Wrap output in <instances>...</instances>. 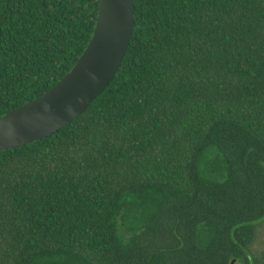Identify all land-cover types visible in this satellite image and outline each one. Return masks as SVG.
Wrapping results in <instances>:
<instances>
[{
	"label": "trees",
	"instance_id": "obj_1",
	"mask_svg": "<svg viewBox=\"0 0 264 264\" xmlns=\"http://www.w3.org/2000/svg\"><path fill=\"white\" fill-rule=\"evenodd\" d=\"M113 79L0 150V264H264V0H132ZM99 0H0V115L90 40Z\"/></svg>",
	"mask_w": 264,
	"mask_h": 264
},
{
	"label": "water",
	"instance_id": "obj_2",
	"mask_svg": "<svg viewBox=\"0 0 264 264\" xmlns=\"http://www.w3.org/2000/svg\"><path fill=\"white\" fill-rule=\"evenodd\" d=\"M135 24L132 0H99L93 34L72 68L39 96L0 115V150L48 136L84 112L113 79Z\"/></svg>",
	"mask_w": 264,
	"mask_h": 264
},
{
	"label": "rangeland",
	"instance_id": "obj_3",
	"mask_svg": "<svg viewBox=\"0 0 264 264\" xmlns=\"http://www.w3.org/2000/svg\"><path fill=\"white\" fill-rule=\"evenodd\" d=\"M264 248V225L259 227L258 242L255 245V250L260 253Z\"/></svg>",
	"mask_w": 264,
	"mask_h": 264
}]
</instances>
